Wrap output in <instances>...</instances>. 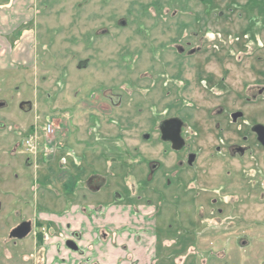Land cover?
I'll return each instance as SVG.
<instances>
[{
  "label": "rangeland",
  "instance_id": "1",
  "mask_svg": "<svg viewBox=\"0 0 264 264\" xmlns=\"http://www.w3.org/2000/svg\"><path fill=\"white\" fill-rule=\"evenodd\" d=\"M0 27V264H264V0H0ZM75 211L108 246L65 248Z\"/></svg>",
  "mask_w": 264,
  "mask_h": 264
},
{
  "label": "crops",
  "instance_id": "2",
  "mask_svg": "<svg viewBox=\"0 0 264 264\" xmlns=\"http://www.w3.org/2000/svg\"><path fill=\"white\" fill-rule=\"evenodd\" d=\"M116 207L113 208H105L102 210L101 213H104L105 211L109 212L108 215L111 216H116ZM73 215H71V225L72 228L75 229V231L80 232L82 234V237L80 239L81 243L78 244L80 249H84L85 245H89L92 243H96V241L100 242L99 244H101V247H106L108 246V239L107 237L110 236V234L114 233L116 231L117 228H114L113 226H111L112 223H102L101 220L94 222L93 220L91 221L90 217H85V215L79 214L78 211L72 213ZM78 216V217H76ZM103 216V215H102ZM79 217L81 219H79ZM101 217V216H100ZM117 217H115V220H121V219H117ZM119 228L121 227L120 225H122L121 223L118 224ZM116 227V226H115ZM123 227H127L126 224H124ZM107 229V230H106ZM102 233V236H101ZM113 237L116 238V235H114ZM111 240H114V238ZM112 242V241H111ZM85 244V245H84ZM109 249L106 251L105 249V254H103L101 256V259L103 260L104 264H116V248L113 247L112 245L108 246ZM83 251V250H82ZM106 252L107 254L110 256L109 258H107L106 256ZM78 255V254H76ZM99 263V262H98Z\"/></svg>",
  "mask_w": 264,
  "mask_h": 264
},
{
  "label": "water",
  "instance_id": "3",
  "mask_svg": "<svg viewBox=\"0 0 264 264\" xmlns=\"http://www.w3.org/2000/svg\"><path fill=\"white\" fill-rule=\"evenodd\" d=\"M179 122V123H178ZM175 123H177V126H173ZM182 123L179 120H170L162 123L161 125V131H162V139L164 141H170L173 144L174 150H181L184 142L180 137V129H181ZM256 132L259 136V140L264 144V127H257ZM194 160V156L190 157V163H192ZM31 231V225L29 223H23L18 228H16L12 234L11 237L22 240L26 238Z\"/></svg>",
  "mask_w": 264,
  "mask_h": 264
},
{
  "label": "flooded vegetation",
  "instance_id": "4",
  "mask_svg": "<svg viewBox=\"0 0 264 264\" xmlns=\"http://www.w3.org/2000/svg\"><path fill=\"white\" fill-rule=\"evenodd\" d=\"M3 28L4 27H0V33H1V37H3V34L5 33V32H3ZM8 29V28H7ZM19 28H15L14 30H13V32H12V34L13 33H15V32H17V30H18ZM0 45H3V40H1L0 41ZM5 105V103H3V102H1L0 103V107H3ZM28 105V104H27ZM27 105H22L21 107L22 108H24V106H27ZM28 107H30L29 105H28ZM28 109V108H27ZM179 120L181 123H182V125H181V129H180V137H181V139L183 140V142H184V145H183V147H182V149L181 150H174L173 149V144H172V142H170V141H164L163 139H162V131H161V125H162V123H164V122H166V121H170V120ZM161 124H160V126H159V133H160V139H161V141L162 142H164L165 144H167V145H169V146H171V148H172V150L174 151V152H176V153H180L181 151H183V149H184V146H185V140L183 139V134H182V131H183V122L180 120V119H178V118H171V119H168V120H165V121H163ZM179 123V122H178ZM174 127L175 126H177V123H175L174 125H173ZM4 128V125L3 124H1L0 123V129H3ZM261 142V141H260ZM239 152H243V150H240L239 149ZM191 156H194V155H189L188 156V164L189 165H191L193 162H194V160H195V156H194V160H193V162L192 163H190V157ZM27 165L28 166H30L31 164H30V162H27ZM92 182H90L89 184H99V183H102L101 181L102 180H100V182H99V180H95L94 178L91 180ZM70 225V224H69ZM70 227H72V226H70ZM31 232H32V225H31V231H30V233H29V235L31 234ZM28 235V236H29ZM27 236V237H28ZM26 237V238H27ZM81 237H82V234L80 233V232H73V234L71 235V238L69 237V239L68 240H66L65 241V248H67V250H69L70 252H72V253H74V254H78V255H80V254H83V251L80 249V247H79V245H78V240H80L81 239ZM13 238V237H12ZM14 239H16V238H14ZM25 239V238H24ZM17 240H19V239H17ZM23 240V239H22Z\"/></svg>",
  "mask_w": 264,
  "mask_h": 264
},
{
  "label": "built area",
  "instance_id": "5",
  "mask_svg": "<svg viewBox=\"0 0 264 264\" xmlns=\"http://www.w3.org/2000/svg\"><path fill=\"white\" fill-rule=\"evenodd\" d=\"M27 144H28V145H31V143H30L29 141L27 142Z\"/></svg>",
  "mask_w": 264,
  "mask_h": 264
}]
</instances>
